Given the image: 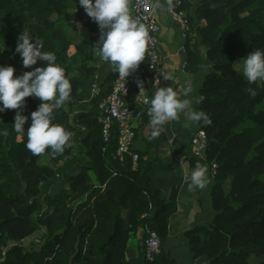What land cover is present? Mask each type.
I'll use <instances>...</instances> for the list:
<instances>
[{
	"label": "trees",
	"instance_id": "1",
	"mask_svg": "<svg viewBox=\"0 0 264 264\" xmlns=\"http://www.w3.org/2000/svg\"><path fill=\"white\" fill-rule=\"evenodd\" d=\"M180 1L189 24L202 23L197 27L201 42L193 44L190 57L195 73L204 63L211 66L196 107L211 122L197 123L196 130L203 129L207 137L204 165H217L210 194L211 226L188 231V245L193 258L203 255L207 264H264V81L250 83L233 69L251 51L264 49V0ZM77 27L88 39L74 45L71 33ZM22 31L41 39L44 51L55 53L72 92L81 86L68 63L72 48L78 56L85 55L89 37L100 35L101 30L78 0H0V46L4 44L0 65H12L14 76L31 70L15 52ZM43 64L38 60L32 67ZM139 70L147 78L143 63ZM109 88L99 94V100ZM249 89L256 95H250ZM24 99L19 110L28 117L27 129L30 113L40 101L31 96ZM17 111L0 112V264H173L163 250L151 261L143 249L135 259L124 258L127 241L143 225L156 231L162 244L176 207L174 197L168 203L160 200L150 184L149 164L138 163L132 170L129 157L122 161L113 157L114 129L102 150L97 108L96 132L84 139L91 161L75 175L65 166L54 169L38 162L44 156L53 163L65 160L66 149L55 156L48 149L33 155L25 146L26 131L21 135L13 129ZM53 123L73 131L65 103L54 110ZM89 172L100 185L104 174L103 190L95 187ZM62 181L68 188L48 190ZM144 213L147 216L140 219ZM40 230L39 251L21 244Z\"/></svg>",
	"mask_w": 264,
	"mask_h": 264
},
{
	"label": "crops",
	"instance_id": "2",
	"mask_svg": "<svg viewBox=\"0 0 264 264\" xmlns=\"http://www.w3.org/2000/svg\"><path fill=\"white\" fill-rule=\"evenodd\" d=\"M156 20L160 26L159 51L163 66L166 72L172 73L174 77L171 81L165 79L163 85L164 87L172 86L181 99L186 96L190 98L193 101L192 107L196 110L195 101L201 98L199 89L204 76L211 71V66L207 63H204L196 73L192 71L191 66L190 54L193 51V44L201 42L197 27L202 23L193 20L189 24L187 33L183 34L167 12L156 10ZM71 34L74 45L88 39L79 33V27ZM99 37L100 35L89 37L85 55L81 57L72 48V55L68 60V63L75 69L72 76L79 78L81 86L74 90L73 96L65 102V110L69 114V122L73 128L72 144L66 148L65 160L53 163L48 156L38 160L39 163L51 165L54 169L65 166L72 175L79 172L81 165L91 161L86 154L84 139L96 132L93 118L96 115L99 94L107 91L112 78L116 75L110 70L107 62L101 61L95 55L92 45L97 46ZM201 51L203 52L202 47ZM94 86L98 88L97 92L94 91ZM137 109L140 110V117L133 120L136 134L133 151L140 155L137 166L138 163L141 165L147 163L152 167L149 173L150 184L164 203L170 202L174 197L176 207L175 213L169 217L166 225L162 250L173 264H207V258L203 255L193 258V252L190 250L186 236L188 231L196 227L207 226L209 228L213 220L210 199L213 178L209 175L208 169L207 175L210 182L206 188L189 191L187 187L194 169L189 141L198 124L191 121L188 112L185 111L179 120L166 123L161 128L160 136L150 139L151 127L147 107L138 106ZM43 158L47 160L42 162ZM181 158L186 159L185 165H180ZM137 166L132 167V170H136ZM91 173L89 172L90 175ZM91 177L95 187L98 186L103 190L107 182L104 174L101 177V185L96 179L94 180L93 175ZM62 186L68 188L63 181L57 186L46 188L54 192ZM123 212L124 217L126 210ZM146 216L144 213L140 219H145ZM145 227V225L138 227L127 241L124 250L125 260L135 259L142 252ZM42 233L43 230L34 233L30 238L21 241V244L26 247L34 242L40 244ZM199 236L202 237V234L200 233Z\"/></svg>",
	"mask_w": 264,
	"mask_h": 264
},
{
	"label": "clouds",
	"instance_id": "3",
	"mask_svg": "<svg viewBox=\"0 0 264 264\" xmlns=\"http://www.w3.org/2000/svg\"><path fill=\"white\" fill-rule=\"evenodd\" d=\"M85 13L100 28V37L95 55L103 62H107L112 72L124 78L138 67L145 59L147 42L150 39L146 26L134 17L130 11L129 0H78ZM174 0H152L153 10L171 12L175 8ZM43 41L33 38L28 31H22L18 36L15 52L22 58V65L31 70L14 76V67L10 64L0 65V112L6 109H18L15 114L13 129L27 135L26 148L33 155H41L50 150L55 156L64 153L72 144V131L63 125L53 123L54 110L59 109L71 98L72 85L65 74V69L56 63L57 57L52 51L43 50ZM4 44L0 46V52ZM44 62L42 66L32 67L37 61ZM242 61L238 71L250 82L264 81V49L251 51ZM166 80H173L172 73L164 76ZM138 86L143 89L142 82ZM252 96L256 91L249 89ZM38 98V107L30 113L31 123L25 129L28 117L21 114L19 109L25 104L26 97ZM144 103L148 105L151 131L149 138H156L161 134V128L168 122L177 121L181 114L188 112L194 123H210V117L202 110L192 107L193 101L187 96L179 98L172 86L158 87L151 97L144 96ZM199 103V101H195ZM4 135L7 130H4ZM207 168L199 165L193 169L189 191L196 188L204 189L209 184Z\"/></svg>",
	"mask_w": 264,
	"mask_h": 264
},
{
	"label": "built area",
	"instance_id": "4",
	"mask_svg": "<svg viewBox=\"0 0 264 264\" xmlns=\"http://www.w3.org/2000/svg\"><path fill=\"white\" fill-rule=\"evenodd\" d=\"M174 3L176 6L173 11L167 13L178 29L183 34H186L189 28L187 16L180 9L181 1L174 0ZM129 4L131 14L143 22L149 32L150 39L147 42L145 59L139 62L137 68L130 70L124 80L118 76V73L115 75L108 93L101 97L97 103L96 121L104 145L102 150L109 143L114 129L116 133V149L113 157L119 161L129 157L132 167L135 168L139 160V154L133 151V143L136 136L133 120L140 117V110L137 107H148L144 103V96L151 97L158 87H164V76L167 72L163 66L159 51L160 26L156 20V10L152 8V0H129ZM142 63L148 72L147 78L143 77L139 72V66ZM138 81L142 82L143 89L138 86ZM94 91H98L96 86H94ZM206 147L207 137L205 131L203 129L196 130L189 142L194 168L198 164H205ZM179 163L180 165H185L186 159L181 158ZM207 169L209 175L214 178L217 169L216 163H212ZM142 245L144 256L149 261L162 251V244L157 232L147 226L143 232Z\"/></svg>",
	"mask_w": 264,
	"mask_h": 264
},
{
	"label": "rangeland",
	"instance_id": "5",
	"mask_svg": "<svg viewBox=\"0 0 264 264\" xmlns=\"http://www.w3.org/2000/svg\"><path fill=\"white\" fill-rule=\"evenodd\" d=\"M241 60H243V59H240L237 62H235V64L233 65V69L238 70L242 66V61ZM45 160H47V159H44V158L41 159L42 162L45 161ZM40 244H39V242H34V244H30V245L27 244V245L30 248H38V249H40Z\"/></svg>",
	"mask_w": 264,
	"mask_h": 264
},
{
	"label": "water",
	"instance_id": "6",
	"mask_svg": "<svg viewBox=\"0 0 264 264\" xmlns=\"http://www.w3.org/2000/svg\"><path fill=\"white\" fill-rule=\"evenodd\" d=\"M34 250H35V251H39V249H38V248H35Z\"/></svg>",
	"mask_w": 264,
	"mask_h": 264
}]
</instances>
